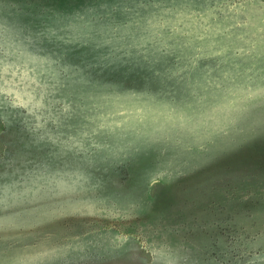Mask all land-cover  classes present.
I'll return each instance as SVG.
<instances>
[{"label":"rangeland","instance_id":"rangeland-1","mask_svg":"<svg viewBox=\"0 0 264 264\" xmlns=\"http://www.w3.org/2000/svg\"><path fill=\"white\" fill-rule=\"evenodd\" d=\"M0 264H264V0H0Z\"/></svg>","mask_w":264,"mask_h":264}]
</instances>
